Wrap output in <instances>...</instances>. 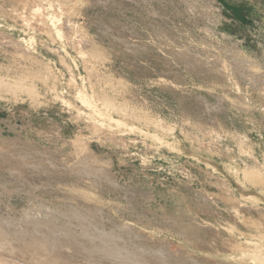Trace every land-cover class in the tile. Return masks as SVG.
Masks as SVG:
<instances>
[{"label":"rangeland","instance_id":"1","mask_svg":"<svg viewBox=\"0 0 264 264\" xmlns=\"http://www.w3.org/2000/svg\"><path fill=\"white\" fill-rule=\"evenodd\" d=\"M25 1L0 0V230L26 244L19 258L61 264L69 253V263L100 264L109 256L94 246L112 235L148 264H264V70L255 94L241 90L239 99L221 70H192L186 56L204 36L180 0H84L54 11ZM198 1L199 9L219 6ZM221 1L232 25L220 28L244 35L243 48L255 51L244 56L256 68L264 0ZM47 12L76 28L57 36ZM218 33L202 40L222 44ZM28 35L34 53L21 40Z\"/></svg>","mask_w":264,"mask_h":264},{"label":"bare ground","instance_id":"2","mask_svg":"<svg viewBox=\"0 0 264 264\" xmlns=\"http://www.w3.org/2000/svg\"><path fill=\"white\" fill-rule=\"evenodd\" d=\"M15 1V0H14ZM30 1H36V2H42V1H44L45 3L44 4H47L46 6V10H51V11H54V9H53V7L54 6H56L57 7V9H60V7L61 6H63L64 4H67V3H69V4H72V6H73V4L74 3H76V5H78L79 3L80 4H83L84 3V0H28L27 2H30ZM182 3H184V4H187L188 5V8H186L185 9V12H186V14L188 15V16H191L190 14H189V12H187V9H189V11L191 12V14H195L196 16H195V21L198 23V25H199V31L202 33V35L204 36V37H207V34H209V36H215L219 31V33L218 34H220V36H222L224 39H225V41H223L224 43H222V44H220L222 41H220V42H218L217 40V42H216V45H213V43L211 42V41H209V39H208V41L206 40V42H204L202 39L204 38H202V39H199L200 40V42L199 41H197V42H192L191 44V47L193 48V51H189V53L191 54V58H188L187 56H186V59H187V61H188V64L190 65V67L192 68V70H195L196 71V69H198V70H200V71H209V70H214V68H216L217 70H215L216 72H220V70H221V74L223 75V77L225 78V80L229 83V84H233L232 85V88L235 90V94H236V96L238 97V99L239 98H242V95H241V90H245L246 92H248L249 93V95L250 96H253L254 94H255V92L260 88V84H259V80L258 79H260V78H258L257 79V77H258V75H259V70L260 69H263L264 70V61H263V59H261V61H256V63H257V67L255 68L253 65H251V59L249 60V59H246L245 58V53L246 54H248V55H250V54H253V53H255V51H252V50H247V47H245L244 46V48H243V44H245V42H241V41H243V39L245 40V37H244V35H242V36H239L238 34H233L232 32H230V31H222V29L220 28L221 26H231L232 25V21H229V22H227L226 24H225V22H223V20H222V18H223V16H225L224 14H223V8H225V5H226V8H228L227 7V4H224V2H222L221 0H213L214 2H217V3H219V6H214V5H212V7H208L207 6V9H199L198 7L196 8V6L197 5H200L201 6V2H199L198 0H195L194 2H192V3H190L189 2V0H180ZM24 2H26L25 0H24ZM34 3V2H33ZM232 3V2H231ZM35 4V3H34ZM203 5V4H202ZM221 6L223 7V8H221ZM21 7V6H20ZM42 7V6H41ZM75 7V6H74ZM218 7H220V8H218ZM232 7H234L233 9H235V10H237L235 13H233L232 15L234 16V19H236V18H238V16H240L239 15V13H238V11L240 10L239 8H236L235 6H232L231 5V8ZM194 8V9H193ZM212 8V9H211ZM230 8V7H229ZM246 9H248L247 7H245ZM30 9V8H29ZM41 9H43V8H41ZM196 9V10H195ZM218 9V10H217ZM232 9V10H233ZM15 10H16V8H15ZM14 10V11H15ZM73 10V9H72ZM217 10V12H215ZM4 11V10H3ZM5 11H6V9H5ZM4 11V12H5ZM39 11H41L40 10V7H36V8H34V12H39ZM43 11V10H42ZM3 12V13H4ZM24 12V11H23ZM65 12H66V10H65ZM233 12V11H232ZM45 13V12H44ZM59 13V12H58ZM28 14V13H27ZM39 14H40V12H39ZM42 14V13H41ZM1 15H2V13H1ZM5 14H3V16H4ZM22 15V14H21ZM153 17H155V18H157V15L156 14H151ZM238 15V16H237ZM6 16V15H5ZM4 16V17H5ZM42 16V15H41ZM19 17V16H18ZM25 17H28L27 15L25 16ZM24 17V18H25ZM32 17H34L35 18V16H32ZM43 17H45V16H43ZM57 17H59V16H57ZM61 17H63V16H61ZM0 18H1V16H0ZM3 18V17H2ZM15 18V17H14ZM23 18V17H22ZM29 18V17H28ZM34 18H32V19H34ZM41 18V17H40ZM46 18H47V20H49V23H50V25H51V28L53 29V31H54V33L57 35V36H62V35H64V34H68V33H70L69 32V30H73L74 28H76V24L75 23H73V22H70L71 20L70 19H66V21H68V23H67V25L65 24V25H62V21H61V18L59 17V18H56V16L55 15H53V13H51V12H47V14H46ZM20 19V18H19ZM26 19V21H27V18H25ZM23 20V19H22ZM45 22H46V20H44ZM194 21V22H195ZM63 23H65L64 21H63ZM24 24H26V23H24ZM39 24H41L40 22H39ZM46 24V23H45ZM59 25H61V26H59ZM234 25L235 26H237L236 27V29H238L239 30V26L236 24V23H234ZM41 26H43V24L41 25ZM169 26V25H168ZM229 26H228V28H229ZM29 27V26H28ZM45 28V27H44ZM109 28V27H108ZM162 28V27H161ZM171 28V27H170ZM262 28V27H261ZM31 29H33V28H31ZM41 29V28H40ZM43 29V28H42ZM159 29V28H158ZM174 29V28H173ZM180 29H182V28H180ZM179 29V30H180ZM44 30V29H43ZM162 30V35H163V37H164V31H165V33L166 32H168L169 31V29L168 28H163V29H161ZM164 30V31H163ZM175 30V29H174ZM229 30V29H228ZM231 30V29H230ZM39 31V30H38ZM42 31V30H41ZM173 31V30H172ZM73 32V31H72ZM71 32V33H72ZM160 32V31H159ZM158 32V33H159ZM176 32V31H175ZM179 33H180V31H178ZM237 32H239V31H237ZM240 32H242V31H240ZM172 33V32H171ZM173 33H174V31H173ZM185 33V32H184ZM192 34V33H191ZM70 35V34H69ZM160 35V34H159ZM168 35V34H167ZM187 35V34H186ZM201 35V36H202ZM29 36V35H28ZM81 36V35H80ZM79 36V37H80ZM161 36V35H160ZM178 36V35H177ZM208 36V37H209ZM58 37V38H59ZM78 37V36H77ZM165 37H166V35H165ZM239 37H244V38H239ZM4 38V37H3ZM53 38V37H52ZM83 38V37H82ZM151 38V37H150ZM155 38H157V37H155ZM169 38V37H168ZM171 38V37H170ZM179 38V37H178ZM181 38H183V37H181L180 36V39ZM217 38V37H216ZM63 39V38H62ZM164 39V38H163ZM166 39V38H165ZM175 39V38H174ZM188 39V38H187ZM14 40V39H13ZM21 40H22V42H24L26 45H30L28 48L29 49H31V50H34V48H33V46H31V43H30V41H31V36H29L28 37V39H26L25 37H22L21 38ZM59 40V39H58ZM156 40V39H155ZM157 40H159V39H157ZM223 40V39H222ZM9 41H11V40H9ZM8 41V42H9ZM162 41V40H161ZM183 41H184V39H183ZM4 42V41H3ZM12 42V41H11ZM179 42V41H178ZM191 42V41H190ZM23 43V44H24ZM155 43H156V41H155ZM167 44H168V41L166 42ZM172 43V42H171ZM184 43V42H183ZM188 43V42H187ZM6 44V43H5ZM16 44V43H15ZM88 44V43H87ZM180 44V43H179ZM226 44V45H225ZM242 44V45H241ZM61 45H63V42H62V44ZM169 45V44H168ZM177 45V44H176ZM185 45H187V44H185ZM190 45V44H189ZM11 46V45H10ZM15 46H19L20 47V45H15ZM55 46V45H54ZM80 46V45H79ZM154 46V45H153ZM183 46V45H182ZM31 47V48H30ZM159 47V46H158ZM171 47V46H170ZM181 47V46H180ZM200 47H202L201 49H202V51H200L199 49H200ZM16 48H18V47H16ZM162 48V47H161ZM184 48V47H183ZM191 48V49H192ZM195 48H196V50H195ZM246 48V49H245ZM21 49V48H20ZM87 49V48H86ZM165 49V48H164ZM172 49V48H171ZM174 49V48H173ZM187 49V48H186ZM189 49V48H188ZM250 49V48H249ZM22 50V49H21ZM24 50H26V48L24 49ZM83 52H84V50L83 49H81ZM166 50V49H165ZM190 50V49H189ZM243 50V51H242ZM23 51V50H22ZM63 51V50H62ZM80 51V50H79ZM239 51L241 52H243L242 54H240L239 53ZM16 52V51H15ZM21 52V51H20ZM27 52H28V50H27ZM33 53L35 52V50L34 51H32ZM64 52V51H63ZM143 52V51H142ZM145 52V51H144ZM167 52V51H166ZM170 52H172V51H170ZM182 52V51H181ZM186 52H188L187 50H186ZM30 54H31V52H29ZM162 53H165V52H162ZM174 53V52H173ZM179 52H177V54H178ZM183 53V52H182ZM16 54V53H15ZM82 54H84V53H82ZM167 54V53H166ZM172 54V53H171ZM170 54V55H171ZM190 54H189V56H190ZM80 55V54H79ZM245 55V56H244ZM81 56V55H80ZM85 56V55H84ZM139 56V55H138ZM167 58V57H166ZM25 59V58H24ZM85 59V58H84ZM105 62V61H104ZM254 62V61H253ZM262 62V63H261ZM51 64V63H50ZM87 64V63H86ZM101 64V63H100ZM152 64V63H151ZM163 64V63H162ZM36 65V64H35ZM38 65V64H37ZM177 65V64H176ZM94 66V65H93ZM187 66V65H186ZM256 66V65H255ZM263 66V67H262ZM19 68V67H18ZM43 68H45V67H43ZM175 72V71H174ZM36 73V72H35ZM173 73V72H172ZM182 73V72H181ZM212 73V72H211ZM171 76V75H170ZM181 76V75H180ZM209 76V75H208ZM191 77V76H190ZM22 78V77H21ZM40 78V77H39ZM174 79V78H173ZM4 80V79H3ZM2 80V81H3ZM200 80V79H199ZM204 80V79H203ZM7 81V80H6ZM32 81V80H31ZM4 82V81H3ZM8 83V82H7ZM99 83V82H98ZM214 83V82H213ZM9 84V83H8ZM18 84V83H17ZM31 84V83H30ZM61 84V83H60ZM158 84V83H157ZM210 84V83H209ZM10 85V84H9ZM56 85V84H55ZM218 85V84H217ZM2 86V85H1ZM0 86V87H1ZM4 86H5V84H4ZM22 86H23V84H22ZM92 86V85H91ZM172 86V85H171ZM31 87V86H30ZM217 87V86H216ZM6 88L7 87H5V91H6ZM32 88V87H31ZM93 88V87H92ZM2 90H3V87L1 88ZM15 88H13L12 90H11V92L14 90ZM30 89V88H29ZM171 89V88H170ZM60 90V89H59ZM79 90V89H78ZM77 90V91H78ZM88 90V89H87ZM9 91V89L7 90V92ZM260 91V90H259ZM4 92V91H3ZM10 92V91H9ZM32 92V91H31ZM93 92V91H92ZM4 93H6V92H4ZM53 93V92H52ZM82 93V92H81ZM80 92L78 93V97H84V95H82ZM261 93V92H260ZM3 94V93H2ZM90 94V93H89ZM93 94V93H92ZM107 94V93H106ZM257 94H259V93H257ZM264 94V93H263ZM23 95V94H22ZM95 95V94H94ZM223 95H225L224 97H226V98H230L229 97V95L228 94H223ZM106 95H104V97H105ZM263 96V95H262ZM1 97V96H0ZM93 97V96H92ZM107 97V96H106ZM255 97H256V95H255ZM54 98V97H53ZM95 98V100H96V97H94ZM97 98H98V96H97ZM101 98V97H100ZM108 98V97H107ZM232 98V97H231ZM250 98V97H249ZM2 99V98H1ZM34 99V98H33ZM65 99V98H64ZM81 99H83V98H81ZM83 100H85L84 102L85 103H87V104H92L91 103V100H90V98H84ZM100 100V99H99ZM67 101V100H66ZM105 101V103L107 102L106 100H104ZM103 101V102H104ZM109 101V100H108ZM102 102V103H103ZM113 102V101H112ZM67 103V102H66ZM108 104V103H107ZM117 104H119V103H117ZM125 105V104H124ZM103 106H106L104 103H103ZM109 106V105H108ZM118 106H121V105H118ZM72 107V106H71ZM93 107H95V106H93ZM110 107V106H109ZM123 107V106H122ZM125 107V106H124ZM126 107H127V105H126ZM129 107V106H128ZM248 107V106H247ZM111 108V107H110ZM113 108V107H112ZM117 108L118 107H116V110H117ZM97 109V108H96ZM104 109V108H103ZM124 109V108H123ZM132 111H133V108H130ZM130 109H129V111H130ZM243 109V108H242ZM248 109V108H247ZM93 110V109H92ZM107 110V109H106ZM113 110H115L114 108H113ZM121 110V109H120ZM124 110H126L127 111V108H125ZM124 110H122V111H124ZM243 110H245V109H243ZM128 111V113H130ZM131 111V112H132ZM135 111V110H134ZM125 112V111H124ZM92 113V112H91ZM133 113V112H132ZM131 113V114H132ZM136 113V112H135ZM118 114V113H117ZM125 114H127L126 112H125ZM130 114V115H131ZM89 115V114H88ZM108 115V114H107ZM120 115H122L123 116V114H120ZM133 115H135V114H133ZM132 115V116H133ZM117 116V115H116ZM138 116V115H137ZM142 116V115H141ZM254 116V115H253ZM124 117V116H123ZM127 117H128V115H127ZM134 117V116H133ZM107 118H109V119H111V117H107ZM125 118V117H124ZM132 118V117H131ZM141 118V117H140ZM145 118H147V117H145ZM151 118V117H150ZM101 119V118H100ZM123 119V118H122ZM138 120V119H137ZM140 120V119H139ZM146 120V119H145ZM184 120H186V119H184ZM101 121V120H100ZM100 121H98V122H100ZM114 121V120H113ZM147 121V120H146ZM94 122V121H93ZM104 122H106V121H104ZM127 122V121H126ZM166 122V121H165ZM97 123V122H96ZM102 123H103V121H102ZM109 122H107V125H109L108 124ZM131 123V122H130ZM140 123V122H139ZM147 123V122H146ZM151 123V122H150ZM162 123V122H161ZM184 123V122H183ZM190 123V122H189ZM98 124V123H97ZM132 125H134L133 123H131ZM191 124V123H190ZM102 125H104L105 126V124H101V126ZM168 125V124H167ZM187 125V124H186ZM194 125V124H193ZM135 126H136V124H135ZM189 126V125H188ZM192 126V125H191ZM190 126V127H191ZM209 126V125H208ZM221 126V125H220ZM163 128H164V126H162ZM167 127V126H166ZM168 127H170V125L168 126ZM122 128V127H121ZM202 128H204V127H202ZM201 128V129H202ZM206 128V127H205ZM204 128V129H205ZM211 128V127H210ZM210 128H208V130L210 129ZM215 128V127H214ZM135 129V128H134ZM192 129H193V127H192ZM198 129V128H197ZM253 129V128H252ZM259 129V128H258ZM137 130V129H136ZM208 130H206V131H208ZM210 130H212V129H210ZM171 131V130H170ZM196 131H198L199 132V130H196ZM224 131V130H223ZM234 131V130H233ZM233 131H231L233 134H234V132ZM259 131V130H258ZM213 133H216V132H218V131H212ZM221 132H222V130H221ZM230 132V133H231ZM143 133V132H142ZM146 134H147V132H145ZM157 133V132H156ZM211 133V132H210ZM224 133V132H223ZM231 133V134H232ZM239 133H241V132H239ZM200 134V133H199ZM220 134H222V133H220ZM219 134V135H220ZM249 134V133H248ZM262 134V133H261ZM149 135V134H148ZM202 135V134H201ZM226 135V134H225ZM246 135V134H245ZM260 135V134H259ZM209 136H210V134H209ZM212 136H214V134L212 135ZM221 136V135H220ZM229 136V135H228ZM232 136V135H231ZM196 137V136H195ZM216 137H217V135H216ZM223 137V136H222ZM261 137V136H260ZM3 138V134L2 133H0V139H2ZM171 138V137H170ZM205 138V137H204ZM234 138V137H233ZM249 138V137H248ZM251 138V137H250ZM112 139V138H111ZM143 140V139H142ZM199 140V139H198ZM208 140V139H207ZM213 140V139H212ZM246 140V139H245ZM175 140L173 139V142H174ZM177 141V140H176ZM175 141V142H176ZM195 141V140H194ZM200 142H201V140H199ZM203 141V140H202ZM214 141H215V139H214ZM226 141V140H225ZM115 142V141H114ZM210 142V141H209ZM238 142H239V140H238ZM250 142V141H249ZM254 142V141H253ZM212 143V142H211ZM241 143V142H240ZM244 143V142H243ZM245 143H246V141H245ZM252 143V142H251ZM262 143H263V141H262ZM167 144V143H166ZM170 144V143H169ZM203 144H204V141H203ZM216 144V143H215ZM218 144V143H217ZM224 144H225V142H224ZM253 144V143H252ZM251 144V145H252ZM264 144V143H263ZM210 145V144H209ZM231 145V144H230ZM236 145V144H235ZM239 145V144H238ZM244 145V144H243ZM167 146V145H166ZM204 146H206V145H204ZM252 146H254V145H252ZM251 146V147H252ZM261 147H262V145H260ZM213 147V146H212ZM216 147H217V145H216ZM232 147V146H231ZM240 146H238V149H241V148H239ZM243 147V146H242ZM245 147V146H244ZM220 148V147H219ZM218 148V149H219ZM232 148H234V147H232ZM246 148V147H245ZM258 148V147H257ZM263 148V147H262ZM86 149V148H85ZM222 149V148H221ZM220 149V150H221ZM235 149V148H234ZM244 149V148H243ZM257 150V149H256ZM205 151V150H204ZM206 151H208V150H206ZM210 151V150H209ZM212 151V150H211ZM216 151V150H215ZM218 151V150H217ZM224 151V150H223ZM254 151V150H253ZM214 152V151H213ZM238 152V151H237ZM243 152V151H242ZM247 152H248V150H247ZM246 152V153H247ZM255 152V151H254ZM220 153V152H219ZM215 154V153H214ZM239 154V153H238ZM242 154V153H241ZM248 154V153H247ZM84 156H85V154H83ZM216 155V154H215ZM221 155H222V153H221ZM229 155V154H228ZM230 155H232V154H230ZM244 155V154H243ZM262 156H264V154L262 155ZM248 157H252V156H248ZM163 158V157H162ZM235 158V157H234ZM264 158V157H263ZM262 158V159H263ZM7 159V158H6ZM255 159V158H254ZM187 160V159H186ZM261 160V159H260ZM264 160V159H263ZM263 160H261V161H263ZM250 161V160H249ZM82 164V163H81ZM168 164V163H167ZM206 164V163H205ZM261 164V163H260ZM237 166V165H236ZM31 167H33V166H31ZM35 167H37V166H35ZM247 167V166H246ZM246 167H244V168H246ZM261 167H263V166H261ZM243 168V167H242ZM242 168H241V170H242ZM249 168V167H248ZM238 169V168H237ZM247 169V168H246ZM94 170V169H93ZM229 170V169H228ZM244 170V169H243ZM253 170V169H252ZM34 171V170H33ZM73 171H74V169H73ZM246 171V170H245ZM248 171V170H247ZM35 172V171H34ZM37 172V171H36ZM92 172V171H91ZM95 172V171H94ZM188 173V172H187ZM254 173H256V171H254ZM258 175V174H257ZM264 175V174H263ZM97 176V175H96ZM245 177V176H244ZM248 177V176H247ZM251 177V176H250ZM260 177H261V175H260ZM247 179V178H246ZM259 179H261V178H259ZM262 180V179H261ZM261 180H259L260 182H262ZM247 182V181H246ZM115 184V183H114ZM249 184V183H248ZM262 184V183H261ZM250 185V184H249ZM248 185V186H249ZM263 185V184H262ZM24 191V190H23ZM140 193V192H139ZM85 196V195H84ZM213 203V202H212ZM36 214V213H35ZM77 215V214H76ZM79 215V214H78ZM63 216V215H62ZM79 217V216H78ZM83 217V216H82ZM82 217H80V218H82ZM76 218V217H75ZM96 218V217H95ZM264 218V217H263ZM42 220V219H41ZM81 220V219H80ZM83 220H85V218H83ZM49 221V220H48ZM86 221V220H85ZM84 221V222H85ZM151 221V220H150ZM56 222V221H55ZM54 222V223H55ZM88 222V221H87ZM100 222V221H99ZM36 223V222H35ZM102 223V222H101ZM261 223H262V221H261ZM112 224H113V222H112ZM24 225V224H23ZM33 225V224H32ZM98 225H99V223H98ZM104 225V224H103ZM106 225V224H105ZM21 226H22V224H21ZM84 226V225H83ZM250 226V225H249ZM22 227H24V226H22ZM21 227V228H22ZM58 227V226H57ZM15 228H16V226H15ZM17 228H19V227H17ZM81 228V227H80ZM92 228V227H91ZM121 228V227H120ZM130 228V227H129ZM13 229V228H12ZM20 229V228H19ZM18 229V230H19ZM28 229V228H27ZM95 229V228H94ZM100 229H102V228H100ZM119 229V228H118ZM131 229V228H130ZM115 230V229H114ZM259 230V229H258ZM13 231H14V229H13ZM23 231V230H22ZM95 231V230H94ZM100 231V230H99ZM112 231V230H111ZM122 231H125V230H122ZM132 231V230H131ZM6 232V231H5ZM5 232H3V231H1L0 230V247L1 248H4V249H7L8 250V252L9 253H11V254H7V253H5V252H2V249L0 248V264H26V260H22V259H20L19 257H23V256H21V249H24V246L26 245H24L23 247L21 246V242H18V243H16V242H14L12 239L13 238H11L10 236V238L9 237H7L8 235L5 233ZM24 232V231H23ZM23 232H21V231H19V233H23ZM26 232V231H25ZM41 232V231H40ZM44 232V231H43ZM133 232V231H132ZM132 232H130L129 230H127V232L125 233L127 236H129L130 237V235L132 234ZM135 232H137V231H135ZM12 233V232H11ZM17 233V232H16ZM34 233V232H33ZM58 233H59V231H58ZM18 234V233H17ZM28 234V233H27ZM60 234V233H59ZM108 234V233H107ZM14 236L15 235V233L14 234H11V236ZM63 235V234H62ZM125 235V236H126ZM16 236V235H15ZM14 236V237H15ZM34 236V235H33ZM37 236V235H36ZM41 236V235H40ZM121 236H123V235H121ZM50 237V236H49ZM48 237V238H49ZM65 237V236H64ZM109 237H110V239H109V241L111 242V243H109V245H105L104 244V242H102V241H106V239L104 240V239H99L100 241H101V243H100V245L98 246L99 248H97V246H94L96 249H98V252H103V253H106L109 257H108V259H106V260H104V262L103 261H101L100 262V264H148L149 263V261L147 262V258H144L143 257V254L141 255V254H138V252H137V250H135L134 249V251L133 250H130L129 248H127L126 246H123V244H126L125 242H126V240H128L127 238H126V240L125 239H123V238H118L117 240L116 239H114V236H112V235H109ZM118 237V236H117ZM259 237V236H258ZM261 237V236H260ZM19 238V237H18ZM56 239V238H55ZM261 239L264 241V236L263 237H261ZM254 240H255V237H254ZM17 241V240H16ZM54 241V240H53ZM65 241V240H64ZM88 241V240H87ZM131 241V240H130ZM258 241H260V240H258ZM60 242H62V241H60ZM133 242V241H132ZM135 242V241H134ZM256 242V241H255ZM54 243V242H53ZM64 243V242H63ZM97 243V242H96ZM247 243H249V242H247ZM65 244V243H64ZM67 244V243H66ZM82 244V243H81ZM132 244V243H131ZM136 244V243H135ZM249 244H251V243H249ZM253 244V243H252ZM132 245H134V243L132 244ZM257 245V244H256ZM255 245V246H256ZM52 246V245H51ZM69 246V245H68ZM92 246V245H91ZM238 246V245H237ZM237 246H236V250L238 249V248H240V250L241 249H243V248H241V247H238L237 248ZM40 247H41V244H40ZM39 247V248H40ZM62 247V246H61ZM64 247V246H63ZM66 247V246H65ZM64 247V248H65ZM75 247V246H74ZM77 247V246H76ZM75 247V248H76ZM140 247V246H139ZM250 247V246H249ZM259 247V246H258ZM18 248H21V249H18ZM71 248V247H70ZM135 248V247H134ZM137 248V247H136ZM140 248H142V246L140 247ZM145 248V247H144ZM251 248V247H250ZM261 248H262V250L264 251V246H261ZM260 248V249H261ZM49 249H50V247H49ZM78 249H79V247H78ZM133 249V248H132ZM143 249V248H142ZM41 250V249H40ZM65 250V249H64ZM71 250V249H70ZM76 250V249H75ZM143 250H145V249H143ZM161 250V249H160ZM247 250H249V249H247ZM252 250H254V247H252ZM4 251V250H3ZM35 251V250H34ZM52 251V250H51ZM55 251V250H54ZM62 251V250H61ZM78 251V250H77ZM76 251V252H77ZM147 251V250H146ZM163 251V250H162ZM60 252V251H59ZM68 252H70V251H68ZM67 252V253H68ZM90 253H92L91 251H89ZM150 252V251H149ZM52 253V252H51ZM167 253V252H166ZM248 253V252H247ZM36 254V253H35ZM69 254V253H68ZM68 254H65V256L64 255H62V256H60L62 259L60 260V261H63V263H61V264H74V263H69V261H67V260H70V259H72L71 257H68L67 255ZM147 254V253H146ZM241 254V253H240ZM253 254V253H252ZM29 255V254H28ZM247 254H245V256H246ZM34 256V255H33ZM32 256V257H33ZM37 256H39V255H37ZM247 256H251V254L250 255H247ZM246 256V257H247ZM255 256H257V255H255ZM254 256V258H256ZM26 257H28V256H26ZM43 257V256H42ZM48 257V256H47ZM170 257V256H169ZM236 257H237V255H236ZM258 257H259V261L260 262H263L264 261V257L262 256H259L258 255ZM40 258H41V256H40ZM85 257H83V261L80 263V264H90V263H88L87 261H85V259H84ZM187 259H189V260H192L193 262H195L194 261V259H192V257H186ZM233 258V257H232ZM238 258V257H237ZM236 258V260H238ZM29 259H30V257H29ZM64 259L67 261H65L64 262ZM151 259V258H150ZM186 259V260H187ZM40 260V259H39ZM51 260V259H50ZM73 260V259H72ZM255 260V259H254ZM253 260V261H254ZM263 260V261H262ZM77 261V260H76ZM165 261V260H164ZM250 261V260H249ZM258 261V260H257ZM256 261V262H257ZM162 262H163V259H162ZM252 262V261H251ZM42 263V262H41ZM180 263V262H179ZM240 263V262H239ZM264 263V262H263ZM59 264V263H58ZM75 264H79V263H75ZM243 264V263H242ZM262 264V263H261Z\"/></svg>","mask_w":264,"mask_h":264}]
</instances>
